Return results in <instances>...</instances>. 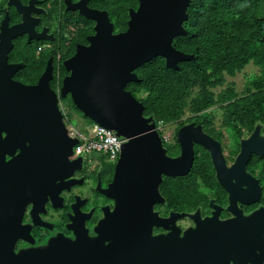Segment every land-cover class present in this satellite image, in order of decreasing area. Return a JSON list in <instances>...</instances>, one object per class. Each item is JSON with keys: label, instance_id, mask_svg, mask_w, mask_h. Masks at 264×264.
<instances>
[{"label": "water", "instance_id": "water-1", "mask_svg": "<svg viewBox=\"0 0 264 264\" xmlns=\"http://www.w3.org/2000/svg\"><path fill=\"white\" fill-rule=\"evenodd\" d=\"M87 1L72 4L65 0L66 10L78 12L94 27L87 45H77L74 54L63 61L66 76L61 81L59 95L49 88V62L34 87L11 80L17 68L6 62L11 40L22 34L29 40L33 29H23L30 17L23 15L20 5L10 3L23 16L21 23L11 27L5 37L0 35V127L9 126L8 134L21 147L15 159L19 163H0V202H7L6 209L0 204V264H84L80 258L88 254L78 253L75 248L96 246V241L109 239L111 235L119 251L117 256H134V250L145 244L150 248L156 243L158 246L162 238H152L150 232L164 222L154 211L156 205L164 203L159 192L162 177L186 176L193 164L195 145L208 152L217 169L224 167L218 142L193 124L177 130L179 154L168 156L155 121L143 115L142 103L126 90L128 84L139 82L135 71L156 57L172 71L178 69V63L194 60L193 55L172 46L174 38L186 34L183 24L188 21L191 0H135L137 8L128 9L126 29L120 33H114L107 11L88 8ZM67 97L83 117L125 140L120 146L112 182L101 191L113 206L111 210L102 209V218L95 228L96 237L83 235L74 241L56 237L44 249L16 252V241L26 240L25 227L21 225L25 207L37 198L43 202L47 197L54 207L53 197L65 188L64 183L55 185V182L79 170L83 163L81 158L71 160L77 140L68 136L59 106ZM251 154L264 156V137L259 129L240 143L239 154L229 171L236 167L244 169ZM220 185L230 194L235 192L224 182ZM237 222H241L240 230L231 229L233 237L229 230V239L243 241L249 247H264V213H255L245 220L236 217L221 224L227 228L229 223ZM207 231L203 227L196 230L199 234ZM211 232L215 235L214 230ZM213 239V236L205 238ZM138 256L139 262H148L151 258L150 262H159V255L157 260L148 253H138ZM176 260H169L170 264ZM189 260L183 256L179 264H189ZM118 264L126 262L119 259Z\"/></svg>", "mask_w": 264, "mask_h": 264}, {"label": "flooded vegetation", "instance_id": "flooded-vegetation-1", "mask_svg": "<svg viewBox=\"0 0 264 264\" xmlns=\"http://www.w3.org/2000/svg\"><path fill=\"white\" fill-rule=\"evenodd\" d=\"M78 1L80 0H70L72 4ZM91 1L85 2L88 8L105 11L98 8L100 5L92 6ZM10 3L20 5L23 15L28 14L30 17L25 21L23 29L28 31L30 28L33 29L29 40L25 34L11 40L12 47L6 54V62L7 65L17 67L11 75V80L26 87H34L38 84L49 62L51 69L49 88L59 95L58 88L60 89L61 81L66 76L61 75L62 60L57 52L61 42L65 40L62 44L69 46L70 49L73 44V55L77 45H87V38L93 34L94 24L79 16L76 11L66 10L65 0H0V35L4 37L11 27L21 23L23 16ZM136 8L135 1L131 7L127 8V12L128 9L136 10ZM77 32L80 34L78 37ZM66 33L68 35L71 33L72 36L68 42H66ZM174 40L175 38L173 42ZM175 49L180 51L176 47ZM55 52L58 55L54 59ZM59 106L64 113L62 100ZM211 117V112H201L185 116L174 124L172 144L176 143V132L180 127L188 124L200 126L205 135L218 142L224 167L218 166L217 169L210 160L208 152L195 145L192 164L193 167L196 162L194 174L188 175L189 171L186 176L162 177L159 192L164 203L156 205L154 211L164 222L162 226L153 227L150 232L152 238H162V242L158 246L157 243L154 244L151 248L147 244L141 245L134 250V256L131 254L122 257L117 256L119 251L111 235L109 239L96 241L98 244L96 246L75 248L78 253L88 254L87 257L80 258L84 264H118L119 259L126 264H155L154 261L150 262L152 258L148 262H139L138 253H148L156 260L159 255L157 260L159 262L156 264H170L169 260L176 258L177 260L172 264H179L183 256L190 258L189 264H264V247L252 246L253 244L249 247L243 241L229 239L231 237L229 230L233 228L240 230L241 222L237 224H230V222L227 228L222 227L221 224L232 221L236 217L238 220H245L255 213H264V156L251 154L244 169L236 167L229 171L239 154L242 141L248 139L255 129H259L260 135L264 137L263 125L255 121L246 137L234 136L235 140H238L236 146L227 151L222 136L212 126L211 120L213 121L214 118L211 119ZM8 127H0V163H19L15 159L21 144L17 145V139L8 134ZM155 128L161 137L156 123ZM233 143V139H230V145ZM176 145L178 147L177 143ZM162 146L168 155L167 144L162 141ZM178 154L179 149L177 154L170 157H176ZM114 166V163L83 162L79 170L64 176L61 182L59 180L55 182V185L64 183L65 188L53 197L54 207L48 197L43 202L40 198H37L34 203L30 202L21 216V225L25 227L26 232L23 237L26 240H17L15 251L44 249L49 241L56 237L71 241L83 235L88 238L96 237L95 228L102 218V209L109 207L111 210L113 206V202L101 191L112 182ZM179 178H185L191 185L186 186L189 191L184 200H181L178 206L172 207L160 189L168 179ZM220 182H224L229 190L233 189L235 192L230 194L220 185ZM256 190L258 192H255ZM41 202L43 207H39ZM0 204L3 208H5L4 205L7 206L5 200ZM33 204H35L34 208ZM200 227L208 231L205 234H199L196 230ZM212 230L217 237L211 232ZM220 230L222 232L218 234ZM231 231L233 237V230ZM212 236L215 239L205 240L206 237Z\"/></svg>", "mask_w": 264, "mask_h": 264}, {"label": "trees", "instance_id": "trees-1", "mask_svg": "<svg viewBox=\"0 0 264 264\" xmlns=\"http://www.w3.org/2000/svg\"><path fill=\"white\" fill-rule=\"evenodd\" d=\"M130 1L135 2L92 0L91 5H100L99 9L107 11L114 33H120L126 29ZM187 13L186 34L176 37L172 45L193 55L194 60L178 63V69L172 71L156 57L135 71L139 82L130 83L126 90L142 103L143 115L152 117L155 123H174L186 112L197 114L219 106L224 124H239L251 130L259 121L264 132V0H191ZM71 37L66 33V42ZM63 42L57 51L62 76L66 75L62 62L73 53V44L70 49ZM57 52L53 53L54 59ZM250 63L259 69V74L249 79L243 98L238 99L230 86L216 96L209 91L224 83V75L234 76ZM196 88V96L188 101ZM139 93L144 97H138ZM64 103L75 109L68 97ZM166 149L169 156L178 151L176 143H168ZM195 171L196 162L188 175ZM187 185L191 184L185 178L168 179L160 191L176 207L187 196Z\"/></svg>", "mask_w": 264, "mask_h": 264}, {"label": "rangeland", "instance_id": "rangeland-1", "mask_svg": "<svg viewBox=\"0 0 264 264\" xmlns=\"http://www.w3.org/2000/svg\"><path fill=\"white\" fill-rule=\"evenodd\" d=\"M129 3L132 4V1H130ZM257 74H259V69L250 63L247 66H245L242 71L236 72L234 76L224 75V79H225L224 83L221 86L210 88L209 91L213 93L214 96H216L222 90L226 89V87L230 86L233 89L234 93L237 95V98L241 99L246 94V89L248 88L249 79H251L253 76ZM197 91H198L197 88L193 90L192 96L188 98V101L192 97L196 96ZM143 94L144 93H139L138 97L140 98L144 97ZM64 104L65 105L62 104V108H63L64 114L66 115V120H64L66 126H68V124H71L77 128H82V127H85L91 124V122L88 119L83 117L80 114V112H78L76 109H73L72 107H70L68 103H64ZM204 112L212 113L211 119L214 118L213 121L211 120L212 126L222 136L223 138L222 141L224 142L225 149L227 151L236 146V143L238 140H235L234 136H236L237 138L238 137L244 138L249 134L248 132L249 128H247L246 126H240L239 124L238 125L235 124L234 126H232V124L230 125L223 124L222 119H223L224 114L223 112H221L219 106H214L211 109H208ZM190 115L191 114L189 112H186V114L180 120L184 119L185 116H190ZM175 123L177 122H174V123L158 122L156 123L158 127L157 129L160 130V133L162 136L164 135L167 142L173 143V133L175 129V126H174ZM230 139H233L234 141L232 145H230ZM90 160L91 161L87 163H104L101 159H99L95 155H93Z\"/></svg>", "mask_w": 264, "mask_h": 264}, {"label": "built area", "instance_id": "built-area-1", "mask_svg": "<svg viewBox=\"0 0 264 264\" xmlns=\"http://www.w3.org/2000/svg\"><path fill=\"white\" fill-rule=\"evenodd\" d=\"M63 117L66 120L64 113ZM66 130L70 138L77 140V144L72 150L71 160L81 158L83 162L85 161L87 163L95 155L103 162L115 164L119 157L120 146L125 142L123 138L117 137L114 132L93 122L82 128L68 124ZM161 139L163 143H169L166 141L164 135H161Z\"/></svg>", "mask_w": 264, "mask_h": 264}, {"label": "clouds", "instance_id": "clouds-1", "mask_svg": "<svg viewBox=\"0 0 264 264\" xmlns=\"http://www.w3.org/2000/svg\"><path fill=\"white\" fill-rule=\"evenodd\" d=\"M61 109V108H60ZM64 118V117H63Z\"/></svg>", "mask_w": 264, "mask_h": 264}]
</instances>
